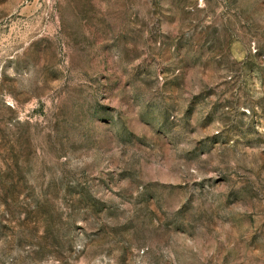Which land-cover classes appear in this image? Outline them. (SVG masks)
Masks as SVG:
<instances>
[{
  "label": "rangeland",
  "instance_id": "374dc122",
  "mask_svg": "<svg viewBox=\"0 0 264 264\" xmlns=\"http://www.w3.org/2000/svg\"><path fill=\"white\" fill-rule=\"evenodd\" d=\"M0 264H264V0H0Z\"/></svg>",
  "mask_w": 264,
  "mask_h": 264
}]
</instances>
